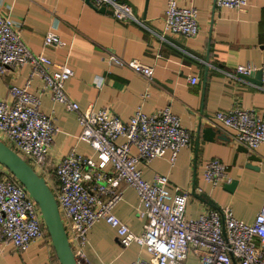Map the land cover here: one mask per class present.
I'll return each mask as SVG.
<instances>
[{
	"label": "crops",
	"instance_id": "obj_1",
	"mask_svg": "<svg viewBox=\"0 0 264 264\" xmlns=\"http://www.w3.org/2000/svg\"><path fill=\"white\" fill-rule=\"evenodd\" d=\"M131 5L138 20H118L86 0H0V12L10 14L20 25L23 41L35 52H43L54 62L68 65L73 73L65 90L81 109H110L123 120L140 106L151 113L169 105L190 132L189 145L179 149L173 162L170 152L139 161L141 174L151 179L155 172L169 177L168 186L179 185L189 191L186 216L228 205L233 214L253 221L264 197V143L247 153L237 150L234 130L213 114L232 105L255 109L264 117V88L254 78L234 74L239 63H264V0H247L239 8L217 6L214 0H177L179 5L197 9L199 30L195 35L163 31L166 0H118ZM48 31L61 38L58 45H44ZM116 54L121 63L108 60ZM133 58L153 67L152 78L136 72L128 63ZM232 72L231 74H229ZM192 76L197 80L190 81ZM30 77V65H10L0 74V99L9 98L13 84L23 85ZM30 90L40 97L39 108L53 115L57 130L49 148L47 182L53 190L58 184L53 166L71 149L96 158L94 148L78 138L80 125L76 111L52 99L43 90L42 79L32 75ZM219 128L226 139L207 140L201 128ZM120 137L118 141H122ZM133 153L137 149L131 147ZM253 152L259 159H248ZM218 157L227 166L226 178L215 185L204 178L205 163ZM250 162L253 167L246 166ZM4 166L0 164V171ZM237 179L232 191L224 183ZM123 195L113 212L139 232L145 218L138 214L139 199L132 186L123 185ZM148 250L136 242L120 243L114 227L97 220L88 232L82 264H130L150 261ZM197 256L188 253L187 262ZM0 264H58L51 239H33L22 250L12 244L0 245ZM232 264H238L233 262Z\"/></svg>",
	"mask_w": 264,
	"mask_h": 264
},
{
	"label": "built area",
	"instance_id": "obj_2",
	"mask_svg": "<svg viewBox=\"0 0 264 264\" xmlns=\"http://www.w3.org/2000/svg\"><path fill=\"white\" fill-rule=\"evenodd\" d=\"M214 2L229 8L247 4V0ZM92 3L106 5L118 20H138L126 2L92 0ZM198 30L194 6L166 0L163 31L195 35ZM60 43L56 32L48 31L44 35V45ZM108 60L122 62L114 53L108 55ZM25 63L30 65V77L39 75L43 90L52 99L76 111L80 125L78 138L87 141L96 152V158H92L71 149L59 158L52 171L58 182L53 192L68 241L80 260L89 229L103 219L115 228L123 247L138 243L148 250L154 264H190L188 253L197 256L194 264H232L234 261L264 264V197L251 222L236 217L228 205L187 217V189L179 185L171 189L165 173L155 172L151 179L142 176L140 160L147 163L168 150L173 162L179 149L190 143V132L169 105L151 113L138 106L127 120L108 106L99 110L81 109L65 90V81L73 70L54 62L43 52L31 50L23 41L14 17L0 12V74L10 65ZM128 63L136 72L152 78L151 65L137 58ZM258 68L262 70L261 87L264 88V63L261 66L239 63L233 73L248 74ZM30 77L23 85H11L9 98L0 99V139L46 179L50 172L49 148L57 126L53 115L39 108L40 97L30 90ZM196 80V76L190 78L191 82ZM213 116L232 128L234 140L249 150L264 143V117L255 109L232 105L217 110ZM120 137L122 141H118ZM133 146L136 153L131 150ZM226 168L224 162L214 157L205 163L204 178L215 185L226 178ZM4 169L0 171V245L12 244L22 250L37 237L50 239L37 202L14 174L5 166ZM123 185L132 186L137 193L138 214L145 218L139 232L133 231L113 212V206L123 195ZM130 264H144V261L136 259Z\"/></svg>",
	"mask_w": 264,
	"mask_h": 264
},
{
	"label": "water",
	"instance_id": "obj_3",
	"mask_svg": "<svg viewBox=\"0 0 264 264\" xmlns=\"http://www.w3.org/2000/svg\"><path fill=\"white\" fill-rule=\"evenodd\" d=\"M86 1L93 4L92 0ZM98 9L112 13V10L104 4L98 6ZM242 76L248 79L253 77L255 81L260 82L262 79V70L258 68L251 73L242 74ZM201 132L202 136L207 140H213L215 136L223 139L228 138L222 134L219 128H215L212 125L202 127ZM237 150L244 151L245 153L249 151V149L241 143H238ZM247 158L260 160V157L253 152H250ZM0 163L14 174L37 202L57 256L58 264H82L69 244L56 196L46 179L40 175L25 158L2 139H0ZM245 165L253 167L250 162H247ZM236 183L237 179L233 178L224 183V188L232 191Z\"/></svg>",
	"mask_w": 264,
	"mask_h": 264
},
{
	"label": "rangeland",
	"instance_id": "obj_4",
	"mask_svg": "<svg viewBox=\"0 0 264 264\" xmlns=\"http://www.w3.org/2000/svg\"><path fill=\"white\" fill-rule=\"evenodd\" d=\"M1 137V136H0Z\"/></svg>",
	"mask_w": 264,
	"mask_h": 264
}]
</instances>
